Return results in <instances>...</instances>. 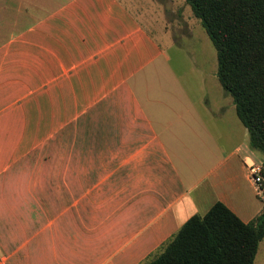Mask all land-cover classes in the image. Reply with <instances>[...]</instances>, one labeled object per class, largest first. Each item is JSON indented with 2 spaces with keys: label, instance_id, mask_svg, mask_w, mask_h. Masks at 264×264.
Returning <instances> with one entry per match:
<instances>
[{
  "label": "crops",
  "instance_id": "obj_1",
  "mask_svg": "<svg viewBox=\"0 0 264 264\" xmlns=\"http://www.w3.org/2000/svg\"><path fill=\"white\" fill-rule=\"evenodd\" d=\"M179 82L122 0H0V264H141L215 200L264 207L245 127L211 134L231 98Z\"/></svg>",
  "mask_w": 264,
  "mask_h": 264
},
{
  "label": "trees",
  "instance_id": "obj_2",
  "mask_svg": "<svg viewBox=\"0 0 264 264\" xmlns=\"http://www.w3.org/2000/svg\"><path fill=\"white\" fill-rule=\"evenodd\" d=\"M215 49V76L260 151L264 178V0H183ZM264 207L241 220L219 200L188 216L141 264H251Z\"/></svg>",
  "mask_w": 264,
  "mask_h": 264
},
{
  "label": "rangeland",
  "instance_id": "obj_3",
  "mask_svg": "<svg viewBox=\"0 0 264 264\" xmlns=\"http://www.w3.org/2000/svg\"><path fill=\"white\" fill-rule=\"evenodd\" d=\"M122 1L165 49L172 72L177 74L179 83L187 86L196 102L208 101L209 108H215L218 103L223 104L224 95L230 100V96L224 93L215 76V49L198 19L192 15L183 0ZM225 110L227 117L223 121L222 114H219L217 126L211 130L212 136L219 142L222 141V128L218 129V126L223 124V129L227 131L228 125L231 124L229 119H226L229 116H233L239 126L244 128L234 111L231 113L229 106ZM233 140L229 138L220 146L228 147ZM256 152L261 154L260 151Z\"/></svg>",
  "mask_w": 264,
  "mask_h": 264
},
{
  "label": "built area",
  "instance_id": "obj_4",
  "mask_svg": "<svg viewBox=\"0 0 264 264\" xmlns=\"http://www.w3.org/2000/svg\"><path fill=\"white\" fill-rule=\"evenodd\" d=\"M243 161H244L246 175L250 180L255 193L259 197L264 198V185H263L264 178L259 173L260 162L249 158L247 160L244 159Z\"/></svg>",
  "mask_w": 264,
  "mask_h": 264
}]
</instances>
